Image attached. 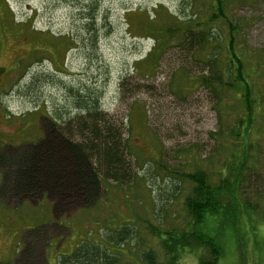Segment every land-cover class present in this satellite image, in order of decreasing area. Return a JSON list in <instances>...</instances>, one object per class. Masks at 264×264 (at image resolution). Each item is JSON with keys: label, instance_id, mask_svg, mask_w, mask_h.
Listing matches in <instances>:
<instances>
[{"label": "rangeland", "instance_id": "1", "mask_svg": "<svg viewBox=\"0 0 264 264\" xmlns=\"http://www.w3.org/2000/svg\"><path fill=\"white\" fill-rule=\"evenodd\" d=\"M189 2L0 0L1 264H59L83 242L105 244L116 264H145L144 253L161 255L154 232L184 229L192 188L185 174L210 168L213 134L239 107L227 94L219 103L197 81L209 72L212 48L198 54L199 47L181 48L177 39L157 47L154 27L169 14L192 15ZM210 2L195 0L203 13L194 12L207 18ZM233 2V20L243 27L239 48L248 52L247 70L253 68V85L263 96L262 121L250 139L261 162L255 174H246L237 236L223 232L218 264H264V0ZM213 27L226 38V26ZM78 92L99 99L107 121L120 125L131 162L128 185H93L91 178L90 188L83 187L68 145L56 138L80 112ZM39 151L48 153L30 169ZM222 152L218 162L231 155ZM121 228L130 238L112 244ZM181 260L199 264L189 250Z\"/></svg>", "mask_w": 264, "mask_h": 264}, {"label": "trees", "instance_id": "2", "mask_svg": "<svg viewBox=\"0 0 264 264\" xmlns=\"http://www.w3.org/2000/svg\"><path fill=\"white\" fill-rule=\"evenodd\" d=\"M178 1L183 4L190 1L187 9L190 8L193 13L190 16L169 14V19L164 20L163 25L161 23V26L154 27L157 47L161 49L169 40L177 39L179 47H199L198 54L206 47L212 48L206 59L209 72L200 75L197 81L211 91L219 103L223 102L227 94L226 99L235 101L239 107L231 116L232 120L227 127H220L217 134H213L217 151L214 158L211 156L210 168L207 171L198 170L185 174V179L192 185L191 192L185 199V210L188 214L186 226L181 230L154 232L153 235L160 243L162 261L151 250L144 253L143 261L145 264H183L181 257L189 250L197 253L199 264H218L224 255L221 245L223 232L229 231L237 236L239 209L243 207L239 201L242 202L241 198L245 195L243 188L246 174L250 172V178L260 166V150L258 145L254 147L250 144V139L262 121L263 96L258 86L253 85L250 73L253 68L249 67L247 70L248 52H245V48L243 52L239 48L238 37L243 27L241 22L237 24L233 20V0H211L207 18L194 12L200 10L203 13V7H193L195 0ZM88 11V25H93L96 21L93 7L88 8ZM215 24L226 26V38L221 35L223 30L213 27ZM50 45L53 44L50 42ZM45 54L52 57L48 51ZM73 97L74 105L80 112L74 121H68L64 128L57 130L56 138L64 139L68 145L75 169L83 179V187H89L91 178L93 185L101 184L102 181L128 185L132 181L131 162L126 155L120 125L114 128L107 121L109 116L101 111L100 100L93 98L91 94L85 98L78 92ZM229 116L228 114V118ZM222 150L230 151L231 155L229 159L218 162L216 156L220 157ZM252 150H256L258 154L253 155ZM47 153L46 151L42 154ZM42 154L40 151L36 154L30 169L38 168L37 160L40 161ZM38 155L40 156L37 157ZM50 162L49 159L46 163L50 165ZM86 162L90 163V168H85ZM48 169L53 170L51 166ZM243 203L247 208L249 225H252L254 220L247 205ZM129 238V230L121 228L110 240L114 244L117 239L124 242ZM104 245L83 242L72 253L63 256L59 264H116L114 253Z\"/></svg>", "mask_w": 264, "mask_h": 264}]
</instances>
